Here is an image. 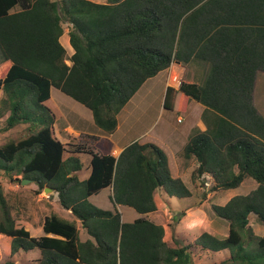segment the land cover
Returning <instances> with one entry per match:
<instances>
[{"label": "trees", "instance_id": "obj_1", "mask_svg": "<svg viewBox=\"0 0 264 264\" xmlns=\"http://www.w3.org/2000/svg\"><path fill=\"white\" fill-rule=\"evenodd\" d=\"M64 23L71 58L60 41ZM0 56L4 131L22 126L25 132L0 146V172L12 183L30 180L39 191L55 190L91 237L81 242L77 225L57 216L45 219L44 231L59 238L32 237L17 227L0 185V234L12 239L11 258L38 249L37 264H194L193 252L200 249L228 251L218 264H264V236L250 228L251 215L264 226V118L253 103L256 75L264 71V0H0ZM194 60L210 66L204 83L169 88L164 103L176 114L190 99L205 107L206 130L194 129L180 156L197 162L193 177L210 175L215 190L238 189L248 179L258 187L212 207L229 223L227 237L205 232L188 245L174 237L170 247L162 225L147 218L123 223L119 211L89 201L112 187L115 205L148 215L158 209V190L191 197L172 177L165 152L138 142L118 158L84 145L68 149L54 135L56 115L46 103L51 88H58L89 108L110 134L148 79ZM76 153L92 157L85 181L77 174L83 164Z\"/></svg>", "mask_w": 264, "mask_h": 264}, {"label": "crops", "instance_id": "obj_2", "mask_svg": "<svg viewBox=\"0 0 264 264\" xmlns=\"http://www.w3.org/2000/svg\"><path fill=\"white\" fill-rule=\"evenodd\" d=\"M60 41H62L61 44L64 46V41ZM67 43L70 46V39L68 40V38ZM64 48L66 49V45ZM73 54L74 49L71 47L70 53L67 51V56L69 55L68 57L71 58ZM67 64L69 66L72 65V63L69 64L68 61ZM209 68V64L199 60L191 61L188 64L173 63L168 69L163 70L155 77L148 79L120 112L118 116L117 129L110 134L104 132L96 125L93 113L89 108L67 96L58 88H51V98L46 103L47 106H51L48 107L56 115V122L53 127L54 135L68 149L71 145H84L99 155H112L115 158H118L125 148L135 142H138L140 144H154L165 152L168 158L172 177L175 179H181L185 183L192 193L191 197L189 198L197 199V203L194 205V208L188 209L187 211L190 212L188 214L186 213L187 215L184 214V217L180 220L182 224L178 225L176 233L178 234L177 237L176 234L175 236L173 234V236L169 239L173 243V239L175 237L185 245L193 244L195 240H197L205 232L222 238L229 235V227L226 232L224 229H222L225 225L227 227L229 223L227 221H219V219L216 218L217 215L215 213L213 214L211 211L212 209L210 210V213L207 212L206 205L208 202H210L214 195L219 193V191L215 190L216 184L214 179L210 175H202L193 178L191 174L193 175V172L198 168V163L186 161L180 156L181 151L189 141L192 131L196 128L201 131L206 130V125L202 120L205 107L194 99H190L187 110L184 113L176 114L164 107L167 90L169 88L178 90L171 79L174 73H177V76L180 77L184 83L202 85L209 72ZM259 73H264V71H259L257 74L259 75ZM258 75L255 81L253 98L255 107L264 118V109L262 107L264 105V84L258 80ZM154 111H159V116L156 119L152 118L153 116L151 115V113ZM69 155L72 154L68 153L66 157ZM74 156L79 157L83 164V169L77 174L80 181H85L91 175L92 157L91 155L81 153H76ZM190 176L193 190H191V188L188 186ZM31 183L34 184L33 190L39 192V194H37L39 196L38 200H48L49 202L51 197L47 198L43 196L48 187H45L43 190L39 191V187L32 181ZM18 186L19 185H15V188H19ZM256 188L257 186L255 189ZM105 190H109L107 200H109L110 208L102 210L113 212L119 211L122 215L123 223H133L139 218H147L159 225V221L153 220V217H155L163 207L167 209L168 204L171 202L170 199L174 198L170 197L163 190H158L155 193V201L158 208L157 211L148 215H141L136 211L137 214L133 216L132 220L130 222H125L123 220L124 215L120 210L122 205H115L112 201V187L106 188L99 193L92 195L89 198V201L94 202L96 195L101 194ZM53 191V199L59 201L58 193L55 190ZM49 193L51 192L49 191ZM96 205L98 204L96 203ZM55 209V212L51 213L52 215H45L42 219L32 216L30 211H25L23 215L19 213V216L14 219L16 221L17 227L26 229L28 232H30L32 237L59 238L52 234H46L44 231L45 219L47 217L57 216L60 219L75 223L77 225L81 242H86L91 239L86 229L83 228V223L73 215L71 210L65 209L63 206H61V204L59 207L55 206ZM188 225L190 227H186ZM207 226H209V228L212 230H209ZM182 227L186 228L182 230ZM166 238L167 232L165 230L164 240L168 242ZM0 240L6 242V249L8 252L10 251L9 256H11L12 239L10 238L11 241L9 244V239L5 238V235L0 234ZM35 250L37 251L38 249ZM195 250L193 252L194 264H218L230 257L228 251L212 253L200 249ZM33 251L27 252L30 253L28 257L26 256V253L22 254L24 251H20L15 256L18 258L23 257L25 261L28 260L29 264H37V261L41 259V251L38 250L39 254L37 253V256L32 254L35 253Z\"/></svg>", "mask_w": 264, "mask_h": 264}, {"label": "rangeland", "instance_id": "obj_3", "mask_svg": "<svg viewBox=\"0 0 264 264\" xmlns=\"http://www.w3.org/2000/svg\"><path fill=\"white\" fill-rule=\"evenodd\" d=\"M52 1H57L59 2L60 0H52ZM92 1L94 3H98V4H106L108 2V0H89ZM18 10V8H17ZM64 29H65V34L62 37L61 40L64 41V46L66 45V49L67 51L70 53L71 51V44L70 46L67 43V38L68 40L69 35L68 32L70 30V26L66 23H64ZM62 42V41H61ZM69 56V55H68ZM70 58V57H68ZM0 62H1V56H0ZM69 64L70 61H68ZM258 75V74H257ZM256 75V78H257ZM177 76V73H174V75L172 76V82L175 86H177L176 82H174V77ZM180 76V75H179ZM258 80L264 84V73H259L258 75ZM178 79H180V77H178ZM182 81V79H181ZM3 97V92L0 91V100ZM253 103H254V98H253ZM264 103V102H263ZM49 107H51L50 105H48ZM255 106V104H254ZM264 109V105L262 106ZM257 109V108H256ZM175 113V112H174ZM151 115L153 116L152 118L156 119L159 116V111L156 112H152ZM261 115V114H260ZM262 116V115H261ZM5 118L0 117V146H2L3 144H5L6 142L10 141V140H16V139H20L22 136H24L23 134L24 132V127L20 126L18 128H15L13 130H10L8 132L4 131V127H5ZM196 171V170H195ZM191 174V176H194ZM191 176L189 177V187L191 188V190H193L192 186H191ZM18 179H20L21 177L18 176ZM194 178V177H193ZM0 185L2 186L3 190H4V194L6 196V199L8 201V204L11 207V211L13 213V217L17 218L19 216V213H21L23 215V213L25 211H30L32 216L38 218V219H42L45 215L46 216H50L52 215L51 213L55 212V206H60L59 201H56V199H53V193H49L46 194L44 193L43 196L45 197H51V199L48 200H44V201H40L38 200L39 196L37 194H39V192H36L35 190H33V186L34 184H29V185H23L22 183H18V182H11L9 177L7 175H5L4 173L0 172ZM15 185H19V188H15ZM258 187V184L256 185V181H254L253 179H248L247 181H245L238 189L235 190H229V191H222V190H217L219 191V193L217 195H214V197H212V199L210 200V202H208V204L206 205L207 207V212L210 213V210L213 212V206L214 205H219V206H224L226 205V203H228L233 197L238 196V195H248L249 193H251L253 190H255V187ZM198 189V188H197ZM109 194V190H105L103 191L101 194L96 195V199L94 200V202H91L93 205H96V203L99 205H96L97 207L101 208V209H109L110 205H109V200H107V195ZM232 196V197H230ZM170 204H168V208L166 209L165 207H163L157 214L155 217H153V220H157L159 221V225H162L163 227H165V230L167 232V238L166 240L168 241V244L170 245V247H175V244L169 240L173 234L175 236V234L177 233V229H178V225L182 224V222H180V220L184 217V214H188L190 211H187L190 208H194V205H196L197 203V199L196 198H185V199H180V198H171L170 199ZM199 205V204H198ZM209 208V209H208ZM120 210L122 211L124 218L123 220L125 222H130L133 218L134 215H136V211L132 208L129 207H121ZM186 214V215H187ZM219 219V221H223L226 222L225 220L220 219L218 216L216 217ZM256 221V216L255 215H251L250 216V228L253 230V232L257 235V236H264V226H262L260 223H258ZM186 227H190L189 225ZM186 227H182V230L185 229ZM229 224L226 225L222 228L224 229V231L226 232V230L228 229ZM207 228L209 230H212L209 228V226H207ZM197 234V233H196ZM178 234H176L177 237ZM193 237V236H192ZM5 238L9 239V244H10V238L5 236ZM195 238V237H194ZM6 242H4L3 240H0V264H7L9 263V261L12 262V264H29L28 260L25 261V259H23V257H12L9 256L10 255V251L8 252V250L6 249ZM196 251V250H195ZM32 253L35 256H37V253L39 254L38 250H34ZM28 257V255L30 253L27 252H22V254H25ZM197 254V252H196ZM32 255V256H34Z\"/></svg>", "mask_w": 264, "mask_h": 264}, {"label": "water", "instance_id": "obj_4", "mask_svg": "<svg viewBox=\"0 0 264 264\" xmlns=\"http://www.w3.org/2000/svg\"><path fill=\"white\" fill-rule=\"evenodd\" d=\"M30 183H31L30 180H23V181H22V184H23V185H27V184H30ZM49 191L52 192V193L54 192L53 190L47 188L46 191H45V193L48 194Z\"/></svg>", "mask_w": 264, "mask_h": 264}, {"label": "built area", "instance_id": "obj_5", "mask_svg": "<svg viewBox=\"0 0 264 264\" xmlns=\"http://www.w3.org/2000/svg\"><path fill=\"white\" fill-rule=\"evenodd\" d=\"M174 82L177 83V84H176L177 86H175V87L178 88V89H180L181 84H182L181 79H178V76H176V77H174Z\"/></svg>", "mask_w": 264, "mask_h": 264}, {"label": "clouds", "instance_id": "obj_6", "mask_svg": "<svg viewBox=\"0 0 264 264\" xmlns=\"http://www.w3.org/2000/svg\"><path fill=\"white\" fill-rule=\"evenodd\" d=\"M179 90V89H178Z\"/></svg>", "mask_w": 264, "mask_h": 264}]
</instances>
